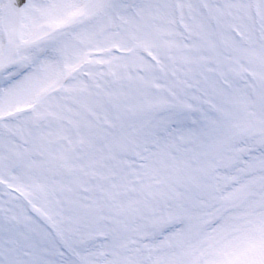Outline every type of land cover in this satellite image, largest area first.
<instances>
[{
	"label": "snow or ice",
	"instance_id": "1",
	"mask_svg": "<svg viewBox=\"0 0 264 264\" xmlns=\"http://www.w3.org/2000/svg\"><path fill=\"white\" fill-rule=\"evenodd\" d=\"M0 264H264V0H0Z\"/></svg>",
	"mask_w": 264,
	"mask_h": 264
}]
</instances>
